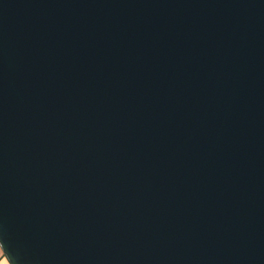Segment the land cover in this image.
<instances>
[{"label": "water", "instance_id": "water-1", "mask_svg": "<svg viewBox=\"0 0 264 264\" xmlns=\"http://www.w3.org/2000/svg\"><path fill=\"white\" fill-rule=\"evenodd\" d=\"M11 264H264V0H0Z\"/></svg>", "mask_w": 264, "mask_h": 264}, {"label": "crops", "instance_id": "crops-1", "mask_svg": "<svg viewBox=\"0 0 264 264\" xmlns=\"http://www.w3.org/2000/svg\"><path fill=\"white\" fill-rule=\"evenodd\" d=\"M0 264H11L0 246Z\"/></svg>", "mask_w": 264, "mask_h": 264}]
</instances>
